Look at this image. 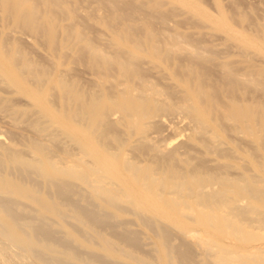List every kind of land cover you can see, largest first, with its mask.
<instances>
[{"label": "bare ground", "instance_id": "obj_1", "mask_svg": "<svg viewBox=\"0 0 264 264\" xmlns=\"http://www.w3.org/2000/svg\"><path fill=\"white\" fill-rule=\"evenodd\" d=\"M96 1L110 33L92 44L61 23L78 12L65 0H0V264H264V36L234 34L219 8L227 47L168 28L214 20L195 0Z\"/></svg>", "mask_w": 264, "mask_h": 264}, {"label": "rangeland", "instance_id": "obj_2", "mask_svg": "<svg viewBox=\"0 0 264 264\" xmlns=\"http://www.w3.org/2000/svg\"><path fill=\"white\" fill-rule=\"evenodd\" d=\"M217 2H218L217 6H219V7L215 6L216 0H195V4L199 5L200 10L206 11V12L212 14L215 17L214 20H212V21H208L207 22V21L201 20V18L197 17V15H190L191 16L190 17L188 15L190 13L187 14L185 12L190 17L189 18L186 14H183L184 13L183 11H181L180 13L183 12L181 15L180 14L179 15H177V14L173 15V18H171V19H169L171 17V16H169V18L167 19V22H169V25L168 24H166V25L169 26L168 28H172L174 30H177V31L181 32L182 34H187L189 36H195V37H198V38L201 37L200 39H207V38L213 39V40H215L213 42L218 47H223L224 46V44H225L224 43V39H223V43L224 44H222L221 41H222V38H224V36H225V42L227 44H225L226 46H224V47H227L229 44H231L230 43L231 39L230 40L228 39L229 36H227V39H226V35L228 33L223 36V34H225L226 31H223V29H221L219 24L216 23L217 22V18L219 16V13H217L216 10L219 8L221 14H223L228 19L231 27L233 28L232 30L234 31V34L236 33V35L239 36V35H242L245 32L247 35L255 37V38L264 36V30H262L263 29L262 26H254L253 25V22H255V21L258 22L259 24L264 23V0H217ZM65 3L68 4V5L66 4L67 7L69 5L70 6L73 5L71 7H68L71 10H74L72 13L75 14L76 10H78V12L75 14V16L73 15V18H72L73 21H72L71 18H66V20L63 19L65 21L62 20L61 23H68L70 21H71V23L73 22L72 23V24H74L73 25V30H75V31H79L80 30V32H85L86 34H89V36H90V38L92 40V44H97L96 41H95V36L96 35L106 36L105 32H107V34L110 33L109 22L107 21V23H105V18H103L104 17L103 14H104L105 11L103 10L102 7H100L97 4L96 0H68V1L65 0ZM96 6H98V8ZM73 7H75V8L72 9ZM99 8H101V9H99ZM83 10H85L84 12H86V13H82ZM97 11H99V12H97ZM93 12L95 13L94 14V18H93V15H92ZM87 13H89V14H87ZM90 13H91V15H90ZM83 14H85V15H83ZM86 15H87V17H85ZM88 15H89V17L91 19H89ZM84 18H86L85 20H87V21L82 22V21L79 20V19L84 20ZM139 19H140L139 17L138 18L136 17V18H133V19L129 20V22H133L135 24V26H136L135 27V31H142L143 28H145L144 26H146L147 23H148L147 20H144V19H140L139 20ZM249 21L250 22L252 21V22L249 23ZM152 24L154 25V28H153L154 30L159 25V23L157 21H153ZM9 25L10 24L6 25V28H7V26L9 27V28H7L8 31L12 32L14 30H17V31L19 30V32L16 33L17 36L20 35V34L21 35H25L24 34L25 31H23L21 29H18V28L14 29V28H12L13 26L10 25L11 26L10 27ZM101 28H103V29H101ZM96 29H97V31H98V29L99 30L101 29L100 31H98L100 33L96 32ZM212 32H214L215 34H218V35H215ZM93 33H94V35H93ZM245 33L243 35H245ZM211 35H212V38H211ZM213 36H214V38H213ZM22 39H23V41H22L23 45L22 46H24L25 43L28 44V41H26V39H24V36H22ZM226 40H229V41H226ZM27 44H25V48H27L28 46L31 48V50L34 48L30 43L28 45ZM26 45H27V47H26ZM37 46H39V47H37ZM37 46L36 47L38 48V50L40 48V51L42 49H44V46H41V44H37ZM29 47H28V49H29ZM229 48L231 49L232 47H229ZM249 48H251V47H249ZM251 49L254 51L255 48L252 47ZM34 50H36V49H33V51ZM66 51H68V56L66 57V61L65 62L67 63V66H69V64L71 66L70 74H72V72L74 71L73 74L79 76V78L81 80L83 79L85 81V84H84L85 90H87L92 85V84H89L90 80L92 79V78L89 77V74L91 75V77H93V76H92L91 73H89V69H86L87 65L84 64L85 63L84 56L79 54L78 52H75L76 55H74V53H72L73 51L69 52L68 49ZM256 51H258L260 53L259 50H256ZM34 54H35L34 56H36V52L35 51H34ZM258 54L256 55V59L264 56V54H262V56H260L261 54L260 55H258ZM72 55H73V58H72ZM80 56L83 57V58H81ZM258 56H260V57H258ZM262 58H261V60L258 59L259 62L256 61L259 64L258 65V68H259L258 89H257L256 97H257L258 109H259L258 116H259V120H260L261 128H262L261 129V132H262L261 133L262 134L261 141L264 142V57H262ZM77 59L78 60L80 59V60L76 61ZM82 59H83V61H82ZM68 60H69V62H68ZM80 61H81V63H80ZM72 63H73V67L74 68H72V65H71ZM80 64L82 66H80ZM83 66H84V68L87 71L85 69H82ZM68 68H70V67H68ZM84 70L88 74H86L84 72ZM75 71H77V72L80 71V72L77 73ZM79 73H81L83 75H81ZM84 73L86 74V76H84L85 75ZM87 75H88V77H87ZM83 77L84 78H88V79H84ZM2 93H4V96L6 94L8 95V93H5V91L4 92L2 91ZM14 97H15V95H14ZM19 98L17 97V98H13V99L16 101ZM16 102L17 103L21 102V104L24 103L23 99H19ZM0 113H2V114H0V130L4 131V129H7L8 124L10 123L9 122L10 120H8L9 118L6 117L5 114H3L4 112L0 111ZM178 118L181 119L180 116ZM178 118L174 117V120L178 121L179 120ZM178 122L180 123V125L178 124V126L184 127V125L182 126V124H184V122H181V120H179ZM5 124H6V126H5ZM2 131H0V132H2ZM7 131H8V129L5 130L4 132H2L3 136H6L8 134V133H6ZM105 137H107L106 140H105L107 145H113V144L117 143V141L120 138L123 137L122 129L120 127L108 128L106 133H105ZM262 145H264V143ZM241 146L246 150V152L249 151V148H248L247 144L241 143ZM262 148H263V146H262ZM262 153H263V150H260V154L257 155V159H258V162H259V168L261 170L264 169V153L263 154ZM85 158L88 159L89 156L86 155ZM125 216L128 217L131 220V225H130L131 227L140 228L143 231L148 233V230H147L146 227L142 226L141 224L136 223L133 220L134 219L133 215H131L129 213V214H126Z\"/></svg>", "mask_w": 264, "mask_h": 264}]
</instances>
